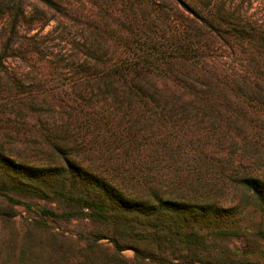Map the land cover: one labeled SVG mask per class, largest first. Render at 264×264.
Here are the masks:
<instances>
[{
    "label": "trees",
    "instance_id": "1",
    "mask_svg": "<svg viewBox=\"0 0 264 264\" xmlns=\"http://www.w3.org/2000/svg\"><path fill=\"white\" fill-rule=\"evenodd\" d=\"M254 1L0 0V264H264Z\"/></svg>",
    "mask_w": 264,
    "mask_h": 264
},
{
    "label": "rangeland",
    "instance_id": "2",
    "mask_svg": "<svg viewBox=\"0 0 264 264\" xmlns=\"http://www.w3.org/2000/svg\"><path fill=\"white\" fill-rule=\"evenodd\" d=\"M251 12H254L257 14V17L260 19V22L264 23V0H255L254 4L252 6ZM56 22H52L51 24L47 25L46 28L44 29V33H48L50 30H54L55 26H56ZM57 40H53L50 41L48 43V47L49 49H54L55 48V43ZM26 212L24 211L23 207H19L18 208V214L15 218L16 221V232L15 234L18 236V233H20V231L24 228V220H25V216H26ZM67 228L70 230H74V231H78L81 229H85V224L82 222H73L71 224L67 225ZM23 231V230H22ZM6 233H8V230L3 226H0V238H2L3 236H6ZM128 256H132L133 255V251L128 250L125 252Z\"/></svg>",
    "mask_w": 264,
    "mask_h": 264
}]
</instances>
